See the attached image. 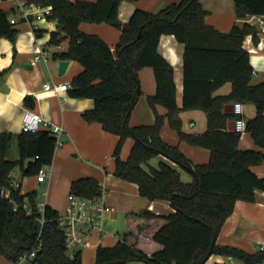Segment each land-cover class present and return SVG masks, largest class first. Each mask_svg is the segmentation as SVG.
Segmentation results:
<instances>
[{
    "label": "trees",
    "instance_id": "16d2710c",
    "mask_svg": "<svg viewBox=\"0 0 264 264\" xmlns=\"http://www.w3.org/2000/svg\"><path fill=\"white\" fill-rule=\"evenodd\" d=\"M27 1L51 6L48 18L57 21V29L50 33L51 45L68 40L67 49L53 53V58L75 60L82 66L67 91L70 96L93 100V108L86 109L82 117L99 122L105 131L118 136L113 151L114 175L136 183L139 195L149 202L167 201L174 209L169 214L148 209L128 212L120 239L111 247H97L94 264H127L132 260L147 264H204L212 254L241 264H263L264 250L248 253L216 242L235 201H253L254 190H264V177H258L250 168L264 160V80L251 83L253 68L243 47L247 35H251L253 44H258L257 28L244 22L221 32L205 22L207 11L200 0H180L157 12L135 9L125 23L118 19L122 0ZM233 2L237 18L248 14L264 18V0ZM10 15H16L15 10L0 9V37L14 40L16 29L8 20ZM82 22H106L120 30V39L111 49L99 36L82 32ZM162 34H171L184 44L181 108L175 101L173 66L158 52ZM146 66L154 72L156 89L147 102L155 118L151 124L130 126L128 119L141 93L137 72ZM226 83L230 84V92L215 94ZM237 101L254 106L245 131L261 150L238 148L241 133L229 128V121L236 116L225 110L227 104ZM23 102L32 108L35 101L25 96ZM156 105L167 109L168 124L180 139L210 150L207 163L194 164L162 139L164 119L155 112ZM187 109L205 114L203 132L182 130L179 113ZM128 137L134 144L123 160L120 151ZM11 138L9 133L0 134V187L8 186L9 174L18 167L23 175H35L41 167L50 165L56 147L55 137L47 129L22 131L17 136L19 157L9 160L6 153ZM157 155H164L187 171L192 181L183 182L178 170L166 163H160L158 169H144L143 165ZM19 187L12 190L19 205L16 210L10 199L0 197V255L11 261L26 256L28 264H81L80 251L73 257L68 254L57 210L45 205L39 211L36 192L21 195ZM100 192L93 177L72 181L69 190L82 197ZM24 200L28 210L22 208ZM31 252L34 255L29 257Z\"/></svg>",
    "mask_w": 264,
    "mask_h": 264
},
{
    "label": "crops",
    "instance_id": "0c3cea01",
    "mask_svg": "<svg viewBox=\"0 0 264 264\" xmlns=\"http://www.w3.org/2000/svg\"><path fill=\"white\" fill-rule=\"evenodd\" d=\"M178 1L180 0H122L118 19L125 23L135 9L157 12ZM200 2L207 11L205 22L221 32H228L234 24L241 25L244 22L257 28L258 44H253L251 35H247L243 40V47L249 53V61L253 68L251 83L263 81L264 33L261 32L260 25L263 16L248 14L243 18H237L233 0H200ZM14 8V0H0V9L11 11ZM31 19L33 20L24 21L16 18L13 24L16 29L14 40L0 37V134L12 135L6 157L15 160L19 157L17 136L22 132L21 126L27 110L32 109L52 124L63 128L60 136L61 145L55 147L52 163L45 166L47 174L42 181L37 179V174L23 175L19 167L14 169L11 175L20 185L21 195L35 191L38 207L48 205L57 211L65 207L72 181L81 177H93L98 181L100 187L105 190L104 201L112 209L103 212L100 227L91 231L85 246L77 250L80 251L81 264H94L97 247H111L120 239L125 230V217L128 212L148 209L157 214H169L174 209L167 201L149 202L139 195V187L136 183L122 180L114 175L113 151L118 136L105 131L99 122H88L82 117L86 109L90 110L94 106L91 98L73 97L68 92L56 95L43 90L45 82L67 83L70 86L72 78L82 71V66L75 60L67 59L69 62L67 68L62 75H59V60L53 58V53L66 50L68 40H63L56 46L51 45L50 33L57 29V21L35 15ZM79 29L86 34L99 36L111 49L120 39V30L106 22H82ZM157 48L173 66L175 101L181 108L183 107L184 44L178 42L171 34H162ZM38 49H41L43 54L34 61ZM137 76L141 93L131 110L128 119L130 126L151 124L155 118V113L147 102V97L154 94L156 89L154 72L151 67L146 66L138 70ZM228 92H230V84L226 83L217 89L215 94ZM25 96H31L35 101L32 108L24 104ZM243 105V118L247 121L254 115V106ZM155 112L163 116L164 123L160 135L166 143L176 146L194 164L208 162L210 150L180 139L178 133L168 124L167 109L164 106L156 105ZM179 116L182 130L187 133H201L206 128V117L202 110H181ZM239 141L238 148L241 150H261L246 131L241 133ZM133 144L132 137L124 141L120 151L121 159L125 160L128 157ZM160 163L176 168L183 182L192 181V176L187 171L164 155L150 158L143 168L158 169ZM250 168L258 177H264V160ZM216 239L220 245L237 247L248 253L260 250V245L264 242V196L256 194L253 201L237 199L232 213L224 221ZM225 261L231 263L229 258L223 255L212 254L204 264H219ZM0 264L28 263L26 260L11 261L0 255ZM127 264L147 263L132 260ZM231 264H241V262L233 260Z\"/></svg>",
    "mask_w": 264,
    "mask_h": 264
},
{
    "label": "built area",
    "instance_id": "2783aa9c",
    "mask_svg": "<svg viewBox=\"0 0 264 264\" xmlns=\"http://www.w3.org/2000/svg\"><path fill=\"white\" fill-rule=\"evenodd\" d=\"M16 15L8 16V20L11 24L16 22V18H20L24 21H30L34 15L40 18H48L51 14V6H41L27 0H14ZM32 11V12H31ZM33 15V16H32ZM261 32L264 33V19L260 20ZM38 53L34 56V61L38 60L43 54V51L38 49ZM69 86L67 83H54L45 82L43 84V90L46 92H52L56 95L60 93H67ZM244 105L241 102H233L232 112L235 114L234 123L235 131L244 132L246 128V120L243 118ZM44 128L49 131L55 137V146L61 145L60 136L63 132L61 126L52 124L50 121L43 118V116L32 109L26 111L24 120L21 126L23 132H37L39 129ZM12 172L9 174V183L7 187H0V197L10 199L13 210H16L19 205L14 199L12 190L19 187V184L12 178ZM47 172L45 166L41 167L37 172V179L42 181ZM255 194L264 196V190H254ZM105 190L101 188L99 195L93 197H82L69 193L67 195V202L65 207L57 211L58 226L63 230L65 234V246L67 247L68 254L73 257L74 253L85 246L89 234L94 229H97L101 225V217L104 211L112 209L108 207L104 201ZM22 208L28 210V203L24 200ZM43 206L39 207V211L42 212ZM260 250H264V242L260 245ZM34 252H31L29 257H32ZM26 256H22L19 260H25ZM229 261L232 263V259L229 257Z\"/></svg>",
    "mask_w": 264,
    "mask_h": 264
},
{
    "label": "water",
    "instance_id": "95a60500",
    "mask_svg": "<svg viewBox=\"0 0 264 264\" xmlns=\"http://www.w3.org/2000/svg\"><path fill=\"white\" fill-rule=\"evenodd\" d=\"M68 60H59L58 61V74L59 75H62L64 72H65V69L67 68V65H68ZM234 108H233V103H229L225 106V110H228V111H232ZM229 128L234 130L235 129V123H234V120H231L229 122Z\"/></svg>",
    "mask_w": 264,
    "mask_h": 264
},
{
    "label": "rangeland",
    "instance_id": "374dc122",
    "mask_svg": "<svg viewBox=\"0 0 264 264\" xmlns=\"http://www.w3.org/2000/svg\"><path fill=\"white\" fill-rule=\"evenodd\" d=\"M28 176H31V175H28ZM39 197V196H38Z\"/></svg>",
    "mask_w": 264,
    "mask_h": 264
}]
</instances>
